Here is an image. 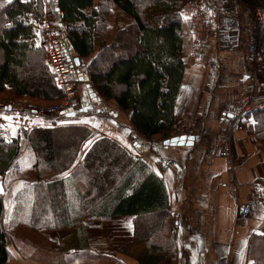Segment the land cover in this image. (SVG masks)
Masks as SVG:
<instances>
[{
    "label": "crops",
    "instance_id": "1",
    "mask_svg": "<svg viewBox=\"0 0 264 264\" xmlns=\"http://www.w3.org/2000/svg\"><path fill=\"white\" fill-rule=\"evenodd\" d=\"M101 1L96 0L95 7ZM209 11L215 28L211 60L200 61L191 34L187 35L184 72L174 112L175 125L183 122L188 113L198 116L193 146H165L166 139L160 136L148 140L132 124L133 112L123 111L115 96L108 98L95 88V97L91 98L87 85L92 89L94 86L89 67L101 51L98 39L94 54L88 58L79 56L80 72L85 79L79 87L86 91L83 94L81 90V96H87V111L36 128L39 133L63 132L69 137V144L74 142L71 136L75 137L74 150L61 165L63 172L39 180V157L34 147H28L30 142L24 134L35 129L9 124L7 136L19 139L23 146L18 180L27 170L32 178L22 184L63 182L71 216L77 224L72 229L50 232L47 245L36 247L31 255L23 252L14 236L15 244L8 247L11 264H250L252 238L262 235L264 229V113L248 116L232 132L237 186L230 187V173L218 155L216 140L226 128L228 118L238 113L241 99L252 90L246 52L249 27L236 4L222 8L210 0ZM59 24L68 31L65 22ZM110 29L111 41L123 28L113 29L111 23ZM88 141L91 143L84 147ZM101 144L112 147L128 162L117 180L118 187H122L123 178L129 177L137 185L153 180L161 187L165 204L160 212L106 215L98 212L99 200L86 207L92 198L84 194V189L92 185L87 158ZM40 170L43 171L42 165ZM114 172L118 174L117 169ZM8 183L0 175V197L12 194L14 189ZM111 189L117 192L115 187ZM246 204L251 206L252 213L241 218L240 208ZM86 217L107 220L87 222ZM82 230L84 235L78 239L74 234ZM90 239H94V245ZM153 243L151 249L155 252L145 256L144 251Z\"/></svg>",
    "mask_w": 264,
    "mask_h": 264
},
{
    "label": "trees",
    "instance_id": "2",
    "mask_svg": "<svg viewBox=\"0 0 264 264\" xmlns=\"http://www.w3.org/2000/svg\"><path fill=\"white\" fill-rule=\"evenodd\" d=\"M95 1L11 0L5 3L0 0L4 5L0 7V96L11 94L14 99L43 103L61 100L63 93L46 63L44 48L34 44L32 27L35 22H43L46 8L50 6L56 22L67 24L68 31L63 30L61 35L68 57H90L95 52V41L99 40L101 51L89 67L94 92L96 88L108 98L115 96L123 111L131 110L132 124L144 138L166 139L175 125V104L185 65L183 53L187 35L191 34L190 21L184 18L186 0H102L98 7ZM251 3L255 7L264 6L256 0ZM115 11L125 28L110 41ZM105 63L107 65L103 66ZM81 113L84 111L74 114ZM263 113L259 111L254 115L259 117ZM24 134L30 142L28 147H34L39 157L36 169L39 180L64 171L61 165L71 154L75 137L71 136L74 142L62 147L65 151L59 153L55 131L39 133L35 128L32 133ZM22 152L19 139L0 132V175L4 180L16 177ZM87 160L92 185L84 189V194L92 198L88 199L86 207L90 208L99 200L98 212L106 215H143L162 210L164 194L155 181L137 185L129 177L123 178L122 187L117 186L128 162L112 147L97 146ZM114 187L116 193L111 189ZM9 202L14 209L11 215L5 198L0 197V264L12 262L8 247L15 244L14 227L26 226L41 235L77 225L61 181L20 183L15 186ZM74 235L80 239L84 232ZM151 246L144 251L145 256L155 252L151 249L155 244ZM248 260L250 264H264V229L262 235L252 238Z\"/></svg>",
    "mask_w": 264,
    "mask_h": 264
},
{
    "label": "built area",
    "instance_id": "3",
    "mask_svg": "<svg viewBox=\"0 0 264 264\" xmlns=\"http://www.w3.org/2000/svg\"><path fill=\"white\" fill-rule=\"evenodd\" d=\"M214 1L222 8L230 6L234 1L238 2V0ZM209 3L210 0H192L191 4L185 8L187 16L190 17L188 20L191 25L190 32L194 52L202 62L211 60V45L215 33L214 23L209 11ZM253 9L254 25L250 29L251 35L246 46L251 68L252 90L241 99L238 113L228 118L226 128L218 134L216 140L218 155L223 159L230 173V182L228 184L230 187L237 186L236 176L233 172L232 132L248 116L264 111V6L253 7ZM32 27L34 30V44L44 48L46 63L63 96L60 101L46 107L30 105L26 107L25 115L19 113L10 114L9 116L5 115L8 109H12L15 106L11 103L0 102V132L5 134L9 131L10 123L19 125L22 129L32 130L37 127L47 126L53 120L60 121L64 118V112L77 107L81 102L79 82L74 73L72 62L63 47L61 32L64 29L56 22L54 12L48 9L44 15L43 22L33 24ZM15 105L18 106L16 103ZM47 118L49 119L48 121ZM198 123V116L194 113H188L183 122L173 126L168 139L196 137ZM240 210L241 218H248L252 213V208L249 204L241 206ZM89 220H98V218L91 217Z\"/></svg>",
    "mask_w": 264,
    "mask_h": 264
},
{
    "label": "rangeland",
    "instance_id": "4",
    "mask_svg": "<svg viewBox=\"0 0 264 264\" xmlns=\"http://www.w3.org/2000/svg\"><path fill=\"white\" fill-rule=\"evenodd\" d=\"M252 0H238V2H233V4H236V6L239 8V12L241 14L242 19L244 20V22H246L248 24V33H249V39H250V35H251V31L250 29L252 28V26L254 25V17H253V7H255L254 5H252L251 3ZM258 3H260V5L264 4V0H256ZM192 0H186L185 1V6L184 8H186L187 6H189L191 4ZM261 7V6H259ZM51 10L50 6H47L46 10ZM42 22V21H41ZM36 24L38 22H35ZM112 25H113V29H117L118 28H123L125 27L124 22H122L119 18V14L117 11L114 12V16L112 18ZM131 38V37H130ZM130 38H127V41H130ZM248 39V41H249ZM247 41V43H248ZM107 64L105 63L103 66H106ZM102 66V65H101ZM81 90L83 92V94L86 93L85 89H81L79 87V94H80V99H81V104L84 106V108H86L88 105L85 104L88 102L87 100V96L86 97H82L81 96ZM0 102L1 103H11L13 104L15 107H12V109H8L5 112V115L9 116L10 114H14V113H19V114H23L25 115L27 109L26 107L33 105V106H39V107H46L48 105H51L53 103H43V102H39L37 100H31V99H27V98H21V99H14V97L11 94H4L2 96H0ZM18 104V106L15 105ZM22 107V108H21ZM49 119L47 118V121ZM58 122V121H57ZM60 122V121H59ZM55 123V122H54ZM19 127V126H18ZM22 129V128H21ZM34 130V129H33ZM171 132V131H170ZM170 135V134H169ZM69 137H67L63 132H61L60 134H58L56 141L57 144L59 146V153L64 152L65 150L62 149L65 148L66 145H68V140ZM68 147V146H67ZM23 172V171H22ZM21 172V174H22ZM24 174L25 175H21V178L24 180H18L17 177L9 180L8 186L9 188H11V190H13L15 188L16 185L20 184L22 181H27L30 180L32 178L31 174H27V170H24ZM10 193V191H9ZM12 197V194H10V197H6L5 201H6V205L7 208H11L8 213L9 215L13 214V207L10 206V198ZM86 221L87 222H94V221H106L107 219L105 218H98V220H92L90 221L89 219L91 217H86ZM143 221H145L146 219H142ZM13 235L16 236L18 242H20V247L22 248L23 252L27 255H31L33 253V249H35L38 246H42L44 247L45 245H47L48 243V233H43L41 235H38L34 232H32L31 230H29L26 226H16L13 229ZM90 244L94 245L95 241L94 239H90L89 240ZM46 253V252H45ZM42 253L43 256H46L47 254ZM35 254H37V251H35Z\"/></svg>",
    "mask_w": 264,
    "mask_h": 264
},
{
    "label": "water",
    "instance_id": "5",
    "mask_svg": "<svg viewBox=\"0 0 264 264\" xmlns=\"http://www.w3.org/2000/svg\"><path fill=\"white\" fill-rule=\"evenodd\" d=\"M72 63L73 67L77 71L78 77L80 78V82H85V79H83V76L80 72V69L82 68V59L77 56V57H72ZM89 80H86L88 82ZM88 93L90 94L91 98L95 97V93H93V89L90 87V85H87ZM82 111H87V108H84L82 104H79L77 107L70 109L67 113H73V112H82ZM64 113V114H67ZM195 137L185 139V138H179L175 137L169 140L164 141L165 146H170V147H190L194 145Z\"/></svg>",
    "mask_w": 264,
    "mask_h": 264
},
{
    "label": "snow or ice",
    "instance_id": "6",
    "mask_svg": "<svg viewBox=\"0 0 264 264\" xmlns=\"http://www.w3.org/2000/svg\"><path fill=\"white\" fill-rule=\"evenodd\" d=\"M4 2H5V3H11V0H4ZM3 6H4L3 4H0V7H3ZM181 15L183 16L184 14L181 13ZM210 15H211V13H210ZM184 18H185V19H189L190 17L185 16ZM37 34H38V33H37ZM6 119H7V117H6ZM90 143H91V141L86 142L85 145H84V147H88V145H89Z\"/></svg>",
    "mask_w": 264,
    "mask_h": 264
}]
</instances>
